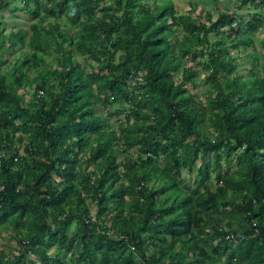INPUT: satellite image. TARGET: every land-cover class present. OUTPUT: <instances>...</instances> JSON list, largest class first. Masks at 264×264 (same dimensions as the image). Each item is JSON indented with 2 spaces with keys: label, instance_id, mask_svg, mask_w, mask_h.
Wrapping results in <instances>:
<instances>
[{
  "label": "trees",
  "instance_id": "obj_1",
  "mask_svg": "<svg viewBox=\"0 0 264 264\" xmlns=\"http://www.w3.org/2000/svg\"><path fill=\"white\" fill-rule=\"evenodd\" d=\"M200 2L0 0V264H264V0Z\"/></svg>",
  "mask_w": 264,
  "mask_h": 264
},
{
  "label": "rangeland",
  "instance_id": "obj_2",
  "mask_svg": "<svg viewBox=\"0 0 264 264\" xmlns=\"http://www.w3.org/2000/svg\"><path fill=\"white\" fill-rule=\"evenodd\" d=\"M176 7L180 10V12H187L189 9H190V3L192 0H173ZM197 2V9H196V12L198 10H201L200 8V0H194ZM18 1H15L14 4H16ZM214 3L215 4H218L219 7L225 9L226 10H230L233 6V3H232V0H214ZM210 7V5H206V8ZM264 11V6L262 7H257L255 8L254 6L250 5V7H247V6H244L242 9H241V14H242V19L244 21L248 20L249 17L251 16V13L254 12V11ZM12 14L10 12L7 11L6 8H0V21L3 23V27H4V30H5V33H7L12 27H16V26H19V27H23V28H27L28 25H29V22H30V16L28 14H25L24 12H18L15 16H11ZM194 15V14H193ZM212 16L213 18L216 17V12L215 10L213 11L212 13ZM15 19V20H13ZM256 52L258 53V59L257 60H254V63L259 67L261 68L262 66L260 65V63L262 62V57L261 55L263 54V51H264V27H261V29L259 30V32L257 33V36H256ZM6 47V45H4ZM3 46V47H4ZM4 47V48H5ZM19 50L23 51V53H27L28 52V47L27 46H23V47H17L15 49H5L4 51V55H5V63L3 65L0 66V69L1 68H5L6 66L9 67V64H8V59L10 58H13L12 56L14 55L13 53L15 52H19ZM250 51H253L254 52V49L251 48V46L248 47V49L246 50H243V49H240V50H233V54L235 56H237V60H236V72H241V73H249V70H248V66L250 65V59H248L244 54L245 52H250ZM46 59H51L50 58V55H46ZM190 60V58H188ZM200 72H199V76H200V82L201 84H199V87L196 91V94L198 96H200L201 98H203V92H207V85L205 83H202L201 81V78L204 76V72L202 70V68H199ZM31 75V73H29ZM123 105H125L124 103H122ZM112 110H114L112 108ZM123 117V115H119L117 117H113L111 119V123L113 125H117L118 123V119H121ZM222 165L225 167V162L222 161ZM235 167L234 164L230 165V168L229 170H232L233 168ZM184 178L187 179V182L189 184L190 187H193L194 186V182H193V178H194V172L192 173H185L183 174ZM212 184H214V181L212 182ZM95 211V205H92V214L94 213ZM7 226V225H5ZM9 227V226H7ZM15 244V241L14 239H7L6 236H5V232L1 234V237H0V253L1 252H4L5 254L9 255L11 252H14L15 249H13V245ZM34 258V257H32Z\"/></svg>",
  "mask_w": 264,
  "mask_h": 264
},
{
  "label": "built area",
  "instance_id": "obj_3",
  "mask_svg": "<svg viewBox=\"0 0 264 264\" xmlns=\"http://www.w3.org/2000/svg\"><path fill=\"white\" fill-rule=\"evenodd\" d=\"M236 23H237V22H236V21H234V22L232 23V25H233V26H235V25H236Z\"/></svg>",
  "mask_w": 264,
  "mask_h": 264
}]
</instances>
